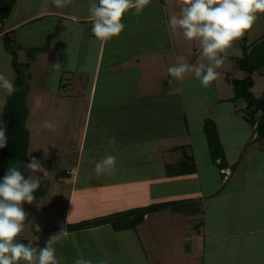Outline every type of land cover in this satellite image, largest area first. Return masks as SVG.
<instances>
[{"label": "rangeland", "instance_id": "1", "mask_svg": "<svg viewBox=\"0 0 264 264\" xmlns=\"http://www.w3.org/2000/svg\"><path fill=\"white\" fill-rule=\"evenodd\" d=\"M257 15L254 26L238 40L246 39L247 44L252 45L264 38V13ZM89 41L91 40L82 33V29L74 28L72 33L68 31L66 35L62 34L57 48L53 50L51 58L54 63L50 71L47 70L45 89L48 94L56 93L61 75L65 72L68 74V79L64 80L67 84L66 97L59 99L57 96L36 94L27 97V107L29 112L31 110L26 123L31 131L28 163L35 158L49 173L47 176H43V173H30L27 164L21 171L26 178L30 174L39 176L40 187L34 193L35 201L32 204H23L27 220L18 239L25 244L31 242L33 247L39 249L45 246L49 237L64 229L67 235L60 236L53 244L60 264H74L81 255L91 259L93 264H138L141 256L134 254L136 247L131 248L129 245H138L137 239L140 237L145 241L149 264H177L180 257L178 251L186 249L190 238L192 242L195 241L196 230L193 228L199 221L190 220V215L180 219L171 208L162 209L159 213L152 208L175 202L181 209L193 210L202 206L203 195L216 189L220 181L212 180L214 175L219 176V168L213 165L212 156L210 159V155L204 151V144L209 143V138L206 137L207 134L199 131V127L207 118L205 124L220 132L224 144L222 146L218 141L219 151L223 152L221 149L227 147L230 160L239 154L236 145L246 141L250 130V127L241 121L242 118L238 117L245 116L246 102L238 101L239 110L236 113L229 112L231 108L225 103L217 105L215 109L213 106L216 103V93L212 84L203 87L199 80L185 81L178 86V127L176 118L169 127H166L167 122L164 119L163 125L155 127L157 134L152 135L151 131L150 134L146 133L147 140L140 135L139 139L136 137L135 142L130 140L132 142L127 143L117 139L116 143L110 145L108 139L115 138L119 135L118 132H110L109 129L98 131L94 128L97 122L95 115L99 109L97 103L91 102V90L96 76L98 42L93 39L90 45ZM193 47L189 48L190 52L186 57L194 62V58L197 61L199 55L194 52ZM234 48L238 50L236 46ZM21 59L24 60V54ZM4 61L0 55V72L3 71L1 65ZM57 64L59 67H55ZM218 70L224 79L241 80L247 77V74L239 69L235 57L228 59ZM254 77L256 86L252 93L256 98H262L264 78L258 75ZM222 83L226 86V82ZM226 87L233 92L232 85ZM35 88L37 87L34 86L33 90ZM39 96H42V100L37 102ZM9 97L0 90V99H6L3 108H0V124L3 126V110ZM148 104L155 106L156 101ZM213 113L216 114L215 118L210 117ZM46 120L55 124L54 131L42 127ZM172 127L174 132L178 130L177 134L181 139L189 135L192 142H182L179 151L168 153L170 146L165 140L175 135L169 136L168 133L160 132ZM149 128L151 130V127ZM171 131L172 129L169 134ZM7 148L8 143L0 150L5 151ZM252 153L253 151L245 155L235 173L233 183L242 177L246 182L253 184L250 177L251 164H259L258 158L263 162L264 156L260 152L253 153L256 155L254 159ZM105 155L116 157L115 171L96 175L95 164ZM185 155L196 157L194 167L197 173L180 174V170L173 172L185 160ZM255 164L258 168V164ZM145 209H148L150 214L140 226V233L137 235L130 231L135 238L133 243L127 242L132 239L130 234L116 233L108 226L73 231L74 227L81 224L103 219L113 222L134 210ZM194 216L199 218L197 214ZM36 225L40 227L39 232L36 231ZM235 262H238V259Z\"/></svg>", "mask_w": 264, "mask_h": 264}, {"label": "crops", "instance_id": "2", "mask_svg": "<svg viewBox=\"0 0 264 264\" xmlns=\"http://www.w3.org/2000/svg\"><path fill=\"white\" fill-rule=\"evenodd\" d=\"M88 6L89 0H72L67 7L62 8L56 7L52 0H17L10 17L0 24V55L2 59H5L1 65L2 72L13 83L15 82L16 73L12 67V56L5 50L3 42L4 34L8 33L14 41L19 62L30 64L27 70L31 85L29 97L34 94L46 97L57 96L59 99L66 97L67 84L64 80L68 79V74L64 72L61 75L57 92L50 94L45 89L47 85L45 76L48 73L47 70L50 71L52 68L54 62L51 55L55 47L57 48L62 34L66 35L68 31L72 33L74 28H79L91 41L95 39L98 42L96 76L91 90V102L97 103L96 106L99 109L95 115L97 122L94 128L98 131L107 129L110 132L117 131L122 136L116 135L115 140L131 143L139 139L140 135L147 140L150 131L152 135L157 134L155 127L163 125L164 119L167 122L166 127H169L176 118L178 127L180 111V87L178 86L185 81L199 80L192 73L187 74L183 80H178L171 77L167 71L169 66L176 63L178 56H184L186 62L190 64L196 63L195 58L193 62L186 57L192 46H194V52L199 55L194 42L187 41L182 34L173 35L168 26L169 17L179 12L180 0H151L141 14L137 15L129 11L122 20L126 25L125 30L119 37H113L108 41H100L93 35L92 24L88 19ZM51 35L55 37L49 50L38 52L31 59L29 51L44 47ZM91 41H89L90 45L93 43ZM234 46L238 48L239 55H229L224 63L234 57L236 60L243 58V40L235 41ZM22 54H24V60L21 59ZM46 61H50V65ZM263 69L253 74L252 89L256 86L255 75L264 78ZM217 71L219 76L211 83L216 93V103L213 107L225 103L231 108L229 112L236 113L239 110L238 101L241 100H234V90L232 92L226 87L231 86L229 81L235 79H224L220 71L218 69ZM241 72L244 71L241 70ZM222 82H226L224 83L226 86ZM34 86L37 87L35 90H33ZM41 97H37L36 101L40 102ZM153 101H156L155 106L148 104ZM138 103L141 104L137 105ZM247 108L246 104V114L249 113ZM30 113L31 110L29 116ZM214 113L210 116L211 118L216 117ZM246 114L238 115V117L250 127L247 139L244 143L236 145L239 154L230 160H228L227 147L222 148L224 143L217 130L223 151L221 159L216 162L212 159L213 165L219 168V176L212 177V180L220 181L217 188L213 190L208 188L209 191L203 195L202 206L198 209L182 208L184 209L182 210L178 209V206L171 207L173 213L179 218L190 215L188 217L190 220L199 221L193 228L196 230L195 241L192 242L190 238L188 243L186 241V249L178 251L180 257L177 264H264V161L258 158L259 164L255 162L258 168L255 163L251 164L250 177L253 184H250V181L246 182L242 177L235 182L237 184L233 183L236 178L235 173L247 153L260 152L264 156V140H259L256 127L249 123ZM112 120L114 122H111ZM125 120L127 122L123 123L122 121ZM206 120L207 118L199 127V131L204 135L207 134ZM173 129L172 127L160 132L168 133L169 136L175 135L165 140V143L170 146L168 153L179 151L182 142L189 144L192 142L189 135L181 139L177 134L178 130L174 132ZM174 143L177 145L175 146ZM204 151L210 155L211 159L210 146L207 142L204 144ZM192 158L196 160L194 155ZM253 158L255 159L256 155L253 154ZM259 179L262 180L257 182L256 180ZM195 214L199 215V218H195ZM146 218L148 215L145 216ZM143 223L144 221L132 230L117 231L112 226L113 222L88 229L108 226L116 233L130 234V231H133L138 235ZM130 237L132 239L127 242L133 243L135 238L131 234ZM137 241H139L138 245L131 244L129 247H136L134 254L138 253L141 256L138 264H149L145 241L140 237ZM138 247L139 250H137ZM236 259L238 262H235Z\"/></svg>", "mask_w": 264, "mask_h": 264}, {"label": "clouds", "instance_id": "3", "mask_svg": "<svg viewBox=\"0 0 264 264\" xmlns=\"http://www.w3.org/2000/svg\"><path fill=\"white\" fill-rule=\"evenodd\" d=\"M71 2L52 0L59 8L67 7ZM150 3L151 0H89L88 19L93 35L100 41L119 37L126 27L122 22L125 14L129 11L141 14ZM258 13H264V0H180L179 12L169 17L168 26L173 35L182 34L184 39L194 42L199 57L196 63L190 64L184 56H178L176 63L167 68L170 76L183 80L192 73L203 87H209L218 78L217 69L225 59L229 55H239L234 42L254 26ZM0 90L8 96L17 90L3 72H0ZM5 103L4 99H0V108ZM42 127L54 131L56 126L46 120ZM6 143V131L0 124V149ZM108 143H116L115 138H109ZM115 165L116 157L105 155L96 162L94 172L96 175L114 172ZM27 168L30 173H43V176L49 173L35 158L27 163ZM39 187V176L30 174L26 178L15 166H10L0 180V264H60L53 244L60 236L67 235L64 229L49 237L45 246L39 249L31 242L25 244L18 241L27 220L23 204L35 201L34 193ZM36 231H40L39 225H36ZM74 264H93V261L81 255Z\"/></svg>", "mask_w": 264, "mask_h": 264}, {"label": "trees", "instance_id": "4", "mask_svg": "<svg viewBox=\"0 0 264 264\" xmlns=\"http://www.w3.org/2000/svg\"><path fill=\"white\" fill-rule=\"evenodd\" d=\"M16 2L17 0H0V24H3L10 17ZM54 37L55 35L49 36L44 47L29 51L30 58L32 59L38 52L48 51ZM3 42L5 50L12 56V67L16 73L14 85L17 90L10 95L3 110V122L8 148L5 151L0 150V180H2L10 166L17 167L19 171L23 170L29 160L28 154L31 138V131L26 125L29 117L27 97L30 92V75L27 73V70L30 64H21L19 62L14 41L10 34H4ZM242 49L243 58L238 60V66L247 74V77L243 80H232L229 82L234 89V100H244L246 102L249 112L246 114V119L252 126L256 127L258 138L264 140V96L262 98H256L252 93V88L254 86L252 76L264 68V38L250 46L247 45L245 39L243 40ZM258 114H260L259 117H257ZM205 131L209 138L212 158L216 162L218 159H221L217 130L211 129L206 124ZM194 166V159L185 155V160L180 163L173 172L180 170V174H194L196 171ZM174 206H178V203H163L156 207L153 206L152 210L160 211ZM147 210L148 209L134 210L132 213L125 215L124 218L113 221L112 226L117 231L135 229L144 221L145 216L150 214ZM109 222L112 221L110 219L91 221L90 223L74 227L73 231L101 226ZM18 241L23 243L20 239H18Z\"/></svg>", "mask_w": 264, "mask_h": 264}]
</instances>
